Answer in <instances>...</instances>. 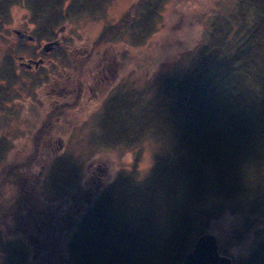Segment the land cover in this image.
<instances>
[{"label":"rangeland","instance_id":"rangeland-1","mask_svg":"<svg viewBox=\"0 0 264 264\" xmlns=\"http://www.w3.org/2000/svg\"><path fill=\"white\" fill-rule=\"evenodd\" d=\"M29 1L0 0V264H76L70 240L78 226L73 245L84 264H157L151 239L138 227L139 213L121 200L97 198L119 179L120 170H135L143 178L168 147L150 135L131 147L117 146L113 140L121 126L115 114L105 112L109 99L135 91L149 111L173 104L169 83L178 75L173 86L180 90L179 75L213 41L217 47L233 44L232 50L238 42L239 65L249 63L245 56L261 63L264 0H97L88 6L67 0L60 11L54 9L61 0ZM256 4L262 8L259 26L251 22ZM140 21L151 25L141 44L134 39ZM19 31L34 39L20 40ZM52 41L61 46L42 52ZM39 59L37 67L22 65ZM77 79L83 91L76 102L70 90L74 92ZM244 79L253 83L248 72ZM181 94L190 93L183 89ZM35 149L38 157L30 167L5 173ZM67 161L74 174L70 164L61 168ZM56 169L66 170L70 181L56 180ZM222 202L220 196L196 203V208L210 204L202 218L204 233L216 236L234 264H243L264 237V213H251L249 199L231 198L228 207H221ZM128 218L131 225H123Z\"/></svg>","mask_w":264,"mask_h":264},{"label":"trees","instance_id":"trees-1","mask_svg":"<svg viewBox=\"0 0 264 264\" xmlns=\"http://www.w3.org/2000/svg\"><path fill=\"white\" fill-rule=\"evenodd\" d=\"M12 1L15 0H5L6 3ZM65 1L67 0H61L59 7L54 10L60 11ZM78 1L81 5L88 6V1L97 0ZM250 5L253 7L254 2H250ZM257 6L259 8L256 4ZM258 8L255 11H258L256 19L254 17L251 20L253 24L261 21L258 13L262 8ZM148 9L153 10L151 7ZM83 10L90 12L88 8ZM67 11L68 7L62 14ZM62 14L60 13L61 16ZM235 18L236 15L233 21ZM148 22L140 21L141 32L134 37L137 43H143L151 34ZM107 37L113 35L108 34ZM212 43L208 49H202V58L193 61L179 75L180 90H175L173 86L178 75L169 83L170 90L176 97L173 104L163 102L164 104L152 106L149 111L144 100L135 91H131L128 96L119 99L111 97V106L105 110L119 118L121 133L119 138L113 140L117 146L125 144L131 147L130 144H135L134 141L138 143L137 140L143 135L165 142L164 146L167 144L168 150L156 156L153 168L143 178L140 179L135 170L129 174L120 170L119 179L103 190L99 188L101 191L97 198L114 202L121 200L139 213L138 227L151 239L157 253V264L173 263L177 256L175 264H180L196 237L207 230L202 218L210 204L205 203L196 208L198 202L221 196L224 198L221 207H228L227 202L231 198L249 199L253 204L251 213H264V58L255 65L245 56L249 63L239 65L238 42L235 43L234 50L233 44H220L217 47L218 42L214 45ZM243 65L244 68L241 67ZM250 68H253L252 71L248 70ZM241 70H244L243 73ZM247 72L253 83L245 82ZM82 88L77 79L74 92L70 90V94L76 95V102L81 97ZM182 88L187 89L190 94L183 96ZM60 107L64 110L68 108L63 104ZM37 151L35 149L28 159L20 163L11 164L5 169V173H15L21 168L30 167L38 157ZM63 155L69 157L66 153ZM67 164H70L68 169L72 173L73 163L67 161L60 166L64 169ZM57 169V176L53 173L54 178L69 182L71 178L65 174L66 170ZM29 205L26 203L25 207L28 208ZM232 211L235 210L232 208ZM128 212L133 219L132 212ZM113 219L114 217L108 218V221ZM114 222L121 224L119 219ZM122 224L130 226V218L123 220ZM79 227L70 240V252L74 263L78 264L79 261L84 264L80 262L84 260L83 256L79 250L74 251L73 245ZM193 228L195 231L192 233ZM110 241L113 246L116 244L115 240ZM218 251L230 257L225 246L218 245ZM78 254L80 257L76 256ZM234 263L232 259V264ZM243 264H264V237Z\"/></svg>","mask_w":264,"mask_h":264},{"label":"water","instance_id":"water-1","mask_svg":"<svg viewBox=\"0 0 264 264\" xmlns=\"http://www.w3.org/2000/svg\"><path fill=\"white\" fill-rule=\"evenodd\" d=\"M19 39L33 40L34 38L23 32H16ZM58 47L57 41L46 44L42 51L46 50V46ZM50 47V48H51ZM49 48H47L48 50ZM36 66L38 61H33ZM29 67V64H22ZM232 260L228 256L221 255L218 251V242L216 236L206 232L198 235L194 240L192 247L184 255L180 264H231Z\"/></svg>","mask_w":264,"mask_h":264},{"label":"flooded vegetation","instance_id":"flooded-vegetation-1","mask_svg":"<svg viewBox=\"0 0 264 264\" xmlns=\"http://www.w3.org/2000/svg\"><path fill=\"white\" fill-rule=\"evenodd\" d=\"M25 41H27V40H25ZM27 42H29V41H27ZM59 46H61V45H59ZM51 47V45L50 46H46L45 48H46V50H47V48H50ZM46 52V51H45ZM30 61H34V60H30ZM41 62H42V59H39L38 60V64H37V66H39L40 64H41Z\"/></svg>","mask_w":264,"mask_h":264}]
</instances>
